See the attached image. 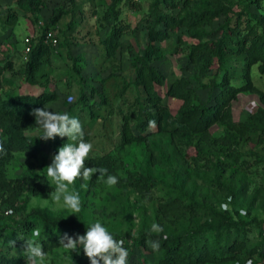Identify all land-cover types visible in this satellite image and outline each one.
Returning <instances> with one entry per match:
<instances>
[{"label":"rangeland","instance_id":"1","mask_svg":"<svg viewBox=\"0 0 264 264\" xmlns=\"http://www.w3.org/2000/svg\"><path fill=\"white\" fill-rule=\"evenodd\" d=\"M16 0H0V65L3 60H10L13 72H3L2 79L9 85L4 90L8 95L30 94L37 95L42 91H52L56 99L49 103L47 109L53 112H67L70 116L77 117L84 131V140L93 145L88 158L104 157L115 166L113 174L118 180L126 178L128 173H140L149 171L154 180V188L149 195L139 196L129 188L123 189L118 182L109 187L99 174H94L97 180L91 191H86L84 185L79 189L81 200V211L73 213L67 208L63 200L59 203L51 199L55 190V184L47 177V166L51 164L52 158L57 150L65 143H71L67 137H56L54 140L43 141L40 139V151L35 158L15 154V160L7 169L8 177L14 178L22 170L27 169L33 176L42 177L54 186L51 192L40 193L36 196L26 197L21 195L17 207L24 198V208L18 215L9 214L4 216L5 206L0 205V230L4 232H17L16 223L24 215L33 209L44 210L48 213V220L57 223H68L69 220L80 222L81 226L87 228L92 223L100 221L114 238H125V243H130L128 238L132 232L135 236L140 228L150 227L157 220L160 221L170 236H176L185 228H192V222L188 214L178 216L174 223L171 217V203L176 193L184 192L192 195V200L212 206L219 213H227L235 219V213L245 217L249 222L250 240L256 242L259 234L264 237V149L263 144L255 142H242L235 140L233 152L237 158L236 163H227L219 159H209L211 164L205 160H199L193 165L191 158L195 157L192 148L186 149L181 145L182 153L177 152L179 145L171 143L168 135L157 134L154 128H148L150 135L144 144L123 145L120 138L121 118L124 115H132L136 109V101L140 99L139 89L133 87L134 68L133 58L142 54L147 42V26L150 21L148 16L152 0H129L123 1L117 6L118 20L127 26V31L120 38V46L112 58H106L99 44L106 28L102 16L106 10L109 0H74V6L69 0H45V8L38 15V21L44 22L53 10H64V15L53 28L58 45L52 49L50 64L43 68L46 74V85H28L22 77L23 64L25 60L21 55L22 40L34 38L37 35V25H31L21 15L18 16L17 24L13 28H5L3 25V12L7 8H15ZM255 1V0H252ZM226 6L240 8L245 0H222ZM257 3L248 7L252 15L264 13V0H256ZM177 9L172 11L175 14ZM225 20L224 15L214 18L206 28L210 31L208 39H217L221 30L219 26ZM241 35L244 34L241 25ZM197 41L190 39L185 29L180 27L172 30L169 37L160 43L163 59L152 62L150 65L164 77V85L156 87L160 97L169 114L174 117L180 102L169 98L165 91L175 79L185 78L190 85L196 88L197 96L205 101L207 94L213 96L217 91L209 86V80L216 74H220L214 63L206 77L199 78L191 65L186 62L187 46ZM224 66L231 74L230 84L235 88L244 85L242 78V62L233 57H226ZM249 80L256 92L264 91V75H260L256 65L249 69ZM89 88H95L103 98V104L95 94L89 95ZM80 90H83L90 109H83L77 103ZM256 92L240 91L230 103V118L233 122H243L248 117L256 115L261 107ZM72 96L73 101L68 102ZM140 101V100H139ZM99 102V103H98ZM98 104V106H97ZM89 110L91 113H89ZM30 136L39 137L42 130L38 127L31 131ZM224 135V125L215 124L211 128V137L221 138ZM186 149V150H184ZM151 157V160L147 158ZM147 159V163H146ZM27 160L26 163L24 161ZM23 163V168L19 166ZM121 164V167L119 166ZM70 190L75 191L73 185ZM231 191V193H228ZM76 192V191H75ZM87 192V194H86ZM183 195V194H182ZM184 196V195H183ZM167 204L166 206H164ZM227 204V210L221 208ZM163 206V207H162ZM243 210L244 214H241ZM169 216L162 220L160 217ZM196 220V219H193ZM39 231L41 224L37 220ZM70 225V224H69ZM71 228L72 225H70ZM131 226V228H130ZM76 234L84 235L78 231ZM132 235V234H131ZM159 233H156L158 237ZM209 240H214L212 232L205 233ZM115 238V239H116ZM26 239H36L32 234ZM156 240V239H155ZM153 241L146 238V244ZM264 248V246L262 247ZM82 246L76 251H71L63 246L55 250H44L46 253L44 264H69L71 257L77 255ZM142 258L138 251H134L131 257L133 263L141 261L145 264H156L159 253L156 251H142ZM25 261V256L22 251ZM252 260V264H264L258 257L246 259L243 263L229 262L227 264H246Z\"/></svg>","mask_w":264,"mask_h":264},{"label":"trees","instance_id":"2","mask_svg":"<svg viewBox=\"0 0 264 264\" xmlns=\"http://www.w3.org/2000/svg\"><path fill=\"white\" fill-rule=\"evenodd\" d=\"M69 1L73 7L74 0ZM122 1L126 3L129 0H109L102 16L103 27L107 30L99 40V44L106 58L114 56L120 46L121 36L127 31V26L118 20L117 6ZM245 1V4L236 9L230 5L226 6L222 0H152L148 13L150 21L147 26V42L142 54L134 57L132 61L134 68L132 85L139 89L141 97L137 99L136 109L131 112L132 115H124L121 118L120 138L123 145H145L150 135L147 132L149 121L154 120L155 133L168 135L174 145L193 149L195 155L191 158L193 165L201 159L209 164H211L209 159H215L216 164L219 163V159H222L225 164L236 163V154L232 148L236 144V139L242 142L254 141V144L262 143L264 149V108L260 107L256 115L248 117L243 122H233L230 118V103L236 94L240 91L256 92L249 80L250 67L256 65L258 73L264 75V13L259 16L250 14L248 7L257 2L256 0ZM44 8L45 0H16L15 8L4 10L3 25L5 28H13L17 24L19 15L29 24L37 25V22H41L38 21V15ZM174 9H177V12L172 14ZM66 13L60 9L53 10L50 16L41 22V26L36 27L37 35L30 39V50L22 71L23 80L28 85L41 87L46 85V74L43 68L50 64L53 50L43 43V35L46 30L53 29ZM219 15L225 16V20L219 26L221 34L215 40L211 37L208 39L211 32L206 28ZM241 25H243L244 34L240 36ZM180 27L185 29L190 39L197 41L195 44L188 45L186 52V62L193 67L196 76L206 77L214 63L220 74L214 75L209 80V86L217 92L213 96L208 93L205 101L197 96L196 88L192 87L185 78H178L170 83L165 95L180 102L176 115L172 117L162 105L156 92V87L164 85V77L150 64L163 59L162 50L156 43L164 41L172 30ZM226 57H233L242 62L244 85L241 88H235L230 84L231 74L224 66ZM12 70L11 61L3 60L0 65V142L3 143L6 153L0 154V205L5 206V211H9L11 216L18 215L24 208L26 198L22 200L20 207H17V201L21 195L33 197L54 190L53 185L48 184L42 177L33 176L27 169L22 170L14 178L8 177L7 169L15 160V154L35 158L39 153V137H32L29 134L39 126L35 124V117L29 113L34 108L47 109L48 104L56 99V94L52 91H42L37 95H8L4 87L9 83L2 79V73L6 71L12 73ZM90 94L100 97L99 102L103 104V98L95 88H89ZM256 94L260 105L264 106V91L256 92ZM77 103L83 109H90L83 90L79 92ZM89 113H91L90 110ZM215 124L224 125V135L221 138L214 139L210 136L211 128ZM182 151V147L181 150L177 148V152L182 153ZM147 159L151 160V157ZM26 162L27 160L24 161ZM22 164L20 163L19 166L23 168ZM85 166L107 169L108 174L111 175L115 167L106 156L87 158ZM119 166L121 167V164ZM127 175L119 181L123 189L129 188L137 195L147 197L149 191L154 188V180L147 170ZM103 178H107V175ZM97 180L100 179L95 178L94 174L87 181L81 177L75 181L73 187L76 192H79L81 185H84L86 191H91ZM192 198L190 194L178 192L166 202L173 205L170 212L174 219L169 222L174 223L178 216L188 214L190 221H193L192 228H185L172 237L157 220L156 223L163 228V232L159 233L158 237L156 233L150 232V227L143 228V226L135 236L132 232L129 234L130 243L128 244L124 242L125 238L115 237L117 240H123V247L129 252L127 264L138 263H133L131 260L134 251H138L142 261L144 258H142L141 250L155 252L149 244H146V238L158 240L160 243V248L156 251L159 253L156 264L243 263L246 259H252L253 256L264 262V248H262L264 237L259 234L256 242L250 240V223L245 217L239 216L234 211L235 219H232L227 213H219L212 206ZM11 216L8 215L7 218ZM48 218L46 211L33 209L18 220L16 233H7L1 229L0 264H25L22 255L25 241L19 238L26 239L31 236L38 228L37 220L41 228L40 236L35 240L40 242L47 251L62 246L59 244V239L64 233L73 236L78 231L85 233L88 228H84L74 219L61 224L55 220L49 221ZM160 218L169 219V216ZM208 232L214 234V240H209L205 236ZM12 240H16L15 247L9 244ZM142 261L139 264H145ZM69 264H90V261L81 249L77 255L71 257Z\"/></svg>","mask_w":264,"mask_h":264},{"label":"clouds","instance_id":"3","mask_svg":"<svg viewBox=\"0 0 264 264\" xmlns=\"http://www.w3.org/2000/svg\"><path fill=\"white\" fill-rule=\"evenodd\" d=\"M73 97H68V102H72ZM30 115L35 117V124L42 130L39 139L43 141L54 140L56 137H67L71 143H65L57 150L52 158V162L47 168V177L55 184V190L51 194V199L59 203L63 200L64 205L74 214L81 211V200L78 192L69 189L78 178L85 181L90 180L93 174L99 173L103 178L107 175L105 183L109 186H115L119 180L115 175L108 174L107 169L86 167L85 160L93 149L90 142L84 140L83 126L77 117L70 116L67 112H53L44 108H34ZM156 122L149 121V127L155 128ZM6 149L0 142V154H5ZM227 204H222L221 208L227 210ZM241 214H244L241 210ZM151 233H161L163 228L153 223L150 229ZM35 237L40 236V232L34 230ZM23 254L26 264H44L46 253L42 244L34 239H24ZM123 240H117L100 222L96 221L86 229L84 235L76 234L75 237L64 233L59 244L72 252L82 246L84 255L90 261V264H127L129 255L128 250L123 247ZM9 244L15 247L16 240L9 241ZM149 246L153 251H158L160 243L158 240L149 241ZM246 264H252L248 260Z\"/></svg>","mask_w":264,"mask_h":264},{"label":"built area","instance_id":"4","mask_svg":"<svg viewBox=\"0 0 264 264\" xmlns=\"http://www.w3.org/2000/svg\"><path fill=\"white\" fill-rule=\"evenodd\" d=\"M37 26L38 27L41 26V22H37ZM43 43L47 44L52 49L56 48L57 39L53 29H48L44 32ZM29 50H30V39L24 38L22 40V50H21V55L23 56L24 60H26ZM3 214L4 216L7 217L9 215V211H4Z\"/></svg>","mask_w":264,"mask_h":264}]
</instances>
